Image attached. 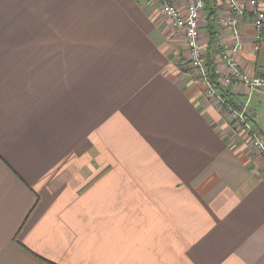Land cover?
<instances>
[{"label":"crops","instance_id":"obj_1","mask_svg":"<svg viewBox=\"0 0 264 264\" xmlns=\"http://www.w3.org/2000/svg\"><path fill=\"white\" fill-rule=\"evenodd\" d=\"M228 15L200 19L223 74ZM239 30L264 78V27L257 53L249 9ZM215 90L155 0H0V264H264V159Z\"/></svg>","mask_w":264,"mask_h":264},{"label":"built area","instance_id":"obj_2","mask_svg":"<svg viewBox=\"0 0 264 264\" xmlns=\"http://www.w3.org/2000/svg\"><path fill=\"white\" fill-rule=\"evenodd\" d=\"M160 3L162 15L171 21L174 29L184 34L187 48V63L198 76L201 83L206 87V93L210 97H217L214 85L208 78L204 63V51L200 42V19L209 0H187L185 13H181L177 6L170 0H155ZM223 2L229 15L219 19L220 24L232 31V44L222 58L226 64V72L223 74L218 68H214L217 81L223 86H235L246 88L255 92L259 87L264 86V78L252 76L244 72L239 66L235 56L242 46V38L239 24L246 12L252 15L253 38L252 50L257 53L260 50L262 32L264 27V12L259 9V0H216ZM229 122L232 128L247 137L251 148L262 154L264 159V140L258 131L248 121L245 109L238 111L229 110Z\"/></svg>","mask_w":264,"mask_h":264},{"label":"rangeland","instance_id":"obj_3","mask_svg":"<svg viewBox=\"0 0 264 264\" xmlns=\"http://www.w3.org/2000/svg\"><path fill=\"white\" fill-rule=\"evenodd\" d=\"M239 99L240 102L245 104L247 98H236L237 101ZM245 113L248 121L250 122L253 128H255V124L260 127L263 132V137H261L264 140V102H262V100L258 102V99L254 97L247 104V108H245Z\"/></svg>","mask_w":264,"mask_h":264},{"label":"trees","instance_id":"obj_4","mask_svg":"<svg viewBox=\"0 0 264 264\" xmlns=\"http://www.w3.org/2000/svg\"><path fill=\"white\" fill-rule=\"evenodd\" d=\"M204 58V57H203ZM204 63L206 66V72L208 75L209 80L211 81V83L214 85L215 89H220L221 91V97L224 101V107H234V109L241 111L240 108H238L230 99V94L225 92V90H223L219 84V82L217 81V77L214 74V66L213 63L211 62V60H208V58H206V60L204 59ZM236 107V108H235Z\"/></svg>","mask_w":264,"mask_h":264}]
</instances>
